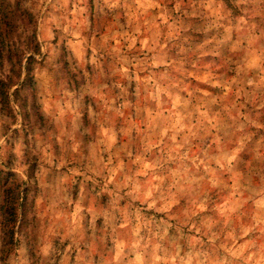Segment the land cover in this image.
<instances>
[{"label":"clouds","instance_id":"obj_1","mask_svg":"<svg viewBox=\"0 0 264 264\" xmlns=\"http://www.w3.org/2000/svg\"><path fill=\"white\" fill-rule=\"evenodd\" d=\"M0 264H264V0H0Z\"/></svg>","mask_w":264,"mask_h":264}]
</instances>
